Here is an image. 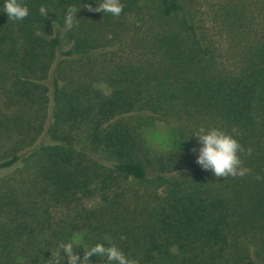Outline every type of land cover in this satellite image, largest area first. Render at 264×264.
I'll list each match as a JSON object with an SVG mask.
<instances>
[{"label":"trees","instance_id":"1","mask_svg":"<svg viewBox=\"0 0 264 264\" xmlns=\"http://www.w3.org/2000/svg\"><path fill=\"white\" fill-rule=\"evenodd\" d=\"M121 2L0 12V264H48L74 237L81 257L107 239L140 264H264V0ZM201 127L236 129L245 176L196 164Z\"/></svg>","mask_w":264,"mask_h":264},{"label":"clouds","instance_id":"2","mask_svg":"<svg viewBox=\"0 0 264 264\" xmlns=\"http://www.w3.org/2000/svg\"><path fill=\"white\" fill-rule=\"evenodd\" d=\"M3 7L0 12L6 13L8 18L14 21H23L29 15V8L24 0H0ZM83 4V3H82ZM96 7L92 3L83 4L82 8H87L90 12L109 13L119 16L124 8L121 0H96ZM82 8L69 6L63 16V25L66 29L76 26L79 19L78 13ZM39 13L43 17H48L50 12L45 6L39 8ZM236 129L231 132L221 128H199L192 134L197 138L198 149L193 148L192 155L195 162L202 170L211 172L215 177H243L249 169L243 166L241 153L245 150L239 140ZM251 155V149L248 150ZM258 180L264 177H257ZM79 237H74L58 244L55 255L48 260V264H92L91 257L96 256L103 259L105 264H140L136 258H130L116 244L107 239L98 241L87 250H83L81 257L74 245Z\"/></svg>","mask_w":264,"mask_h":264},{"label":"rangeland","instance_id":"3","mask_svg":"<svg viewBox=\"0 0 264 264\" xmlns=\"http://www.w3.org/2000/svg\"><path fill=\"white\" fill-rule=\"evenodd\" d=\"M208 9L202 8L201 12L206 16ZM206 21L210 22V19L206 16ZM212 24V23H211ZM222 45L224 48H227L226 41H223L221 39ZM64 48H68L67 45L64 46ZM171 126L172 124L168 121L164 120H157L155 124L150 127L147 131V138L151 145L165 149L169 147L171 143ZM13 170V167H6V168H0V177H4L7 174L11 173Z\"/></svg>","mask_w":264,"mask_h":264}]
</instances>
